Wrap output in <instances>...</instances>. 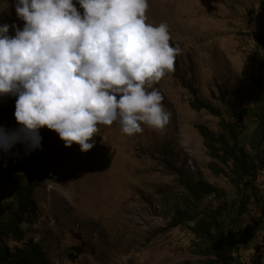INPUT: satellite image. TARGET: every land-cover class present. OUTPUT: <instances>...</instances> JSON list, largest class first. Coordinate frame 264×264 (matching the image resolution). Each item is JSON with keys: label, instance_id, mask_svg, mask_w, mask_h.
Here are the masks:
<instances>
[{"label": "rangeland", "instance_id": "374dc122", "mask_svg": "<svg viewBox=\"0 0 264 264\" xmlns=\"http://www.w3.org/2000/svg\"><path fill=\"white\" fill-rule=\"evenodd\" d=\"M148 2L147 22H166L170 43L182 50L174 69L152 86L164 97L168 124L161 130L142 126L132 136L117 122L100 125L87 152L77 144L65 147L57 133L43 128L40 149L29 153L17 144L0 151V220L15 206L18 187L33 181L39 219L27 239L44 247L50 264H206L202 242L186 227L169 226L175 209L195 214L186 185L214 186L231 210L238 202L236 187L211 169L215 161L196 129L202 124L218 133L220 118L193 109L191 101L223 114L216 98L222 86L242 109L253 107L254 79L264 65V0ZM13 23L24 26L15 0H0V25ZM14 109L15 97H0V126L18 127ZM260 184V204L249 207L244 222L256 234L241 249L239 264H264V176Z\"/></svg>", "mask_w": 264, "mask_h": 264}, {"label": "clouds", "instance_id": "9594fccd", "mask_svg": "<svg viewBox=\"0 0 264 264\" xmlns=\"http://www.w3.org/2000/svg\"><path fill=\"white\" fill-rule=\"evenodd\" d=\"M148 8V0H15L24 26L0 25V97H15L18 127L0 126V151L40 149L43 128L81 152L100 125L117 122L128 136L163 129L170 113L152 86L182 50L166 22H147Z\"/></svg>", "mask_w": 264, "mask_h": 264}, {"label": "trees", "instance_id": "16d2710c", "mask_svg": "<svg viewBox=\"0 0 264 264\" xmlns=\"http://www.w3.org/2000/svg\"><path fill=\"white\" fill-rule=\"evenodd\" d=\"M260 39L264 45V35ZM261 66L260 76L254 79L253 107L242 109L238 99L222 86H218L216 98L225 106L223 114L210 104L191 101L193 109L207 110L220 118L218 133L202 124H197L196 129L215 161L211 169L217 176L226 177L238 194V202L231 210L220 202L223 192L214 186L202 181L187 184L195 214L175 209L172 215L170 227H186L202 242L200 253L206 257V264H239L241 249L256 234L244 228V222L251 212L249 207L260 204L263 192L260 181L264 176L261 158L264 156V65ZM216 162L220 163L218 167ZM257 162L262 165L260 169ZM35 189L31 180L18 187L14 193L15 206L6 209L0 220V264H50L44 247L33 238L27 239L39 219ZM213 200L218 205L212 206L209 201ZM262 224L264 227V221Z\"/></svg>", "mask_w": 264, "mask_h": 264}]
</instances>
